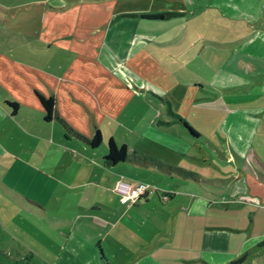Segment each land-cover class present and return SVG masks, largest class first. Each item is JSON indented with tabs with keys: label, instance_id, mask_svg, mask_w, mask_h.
Listing matches in <instances>:
<instances>
[{
	"label": "crops",
	"instance_id": "0c3cea01",
	"mask_svg": "<svg viewBox=\"0 0 264 264\" xmlns=\"http://www.w3.org/2000/svg\"><path fill=\"white\" fill-rule=\"evenodd\" d=\"M263 3L0 0V185L59 226L21 246L46 264H264ZM95 129L94 146L74 133ZM117 178L160 190L127 204Z\"/></svg>",
	"mask_w": 264,
	"mask_h": 264
},
{
	"label": "rangeland",
	"instance_id": "374dc122",
	"mask_svg": "<svg viewBox=\"0 0 264 264\" xmlns=\"http://www.w3.org/2000/svg\"><path fill=\"white\" fill-rule=\"evenodd\" d=\"M193 162L197 165L200 164L198 161ZM180 164L189 169L196 170L199 173L208 172L206 168L197 167L193 163L186 162L185 160L181 161ZM5 177L12 180L10 182L12 184L17 179V175L13 171L10 172L8 170L6 171ZM0 201L5 204L7 210V212L3 210L4 217H0V264H19L23 261L22 257H31L28 259V263L34 261L37 264H46V261L41 257H47L50 254L49 250L36 246L31 250L33 252V255H31V252L27 248L21 246V242L26 245L25 238L29 241V237L31 236L32 239L34 238L33 241H39V243L45 242V239L50 240L52 238L55 240L56 238L53 233H56V227L59 226L57 224H51L41 213L37 214L34 210L24 209L16 195L6 190L2 185H0ZM17 224L26 227L27 233L22 234V236H25L24 239H22V236H18L20 234L19 231L16 232L15 226ZM18 258L19 260H17Z\"/></svg>",
	"mask_w": 264,
	"mask_h": 264
},
{
	"label": "trees",
	"instance_id": "16d2710c",
	"mask_svg": "<svg viewBox=\"0 0 264 264\" xmlns=\"http://www.w3.org/2000/svg\"><path fill=\"white\" fill-rule=\"evenodd\" d=\"M139 15L147 18H160L168 15V12H140ZM42 107H43V115L42 117L44 119H49L50 115H52L54 118H56L61 125L71 130L72 128L69 126V124L57 113L55 109V101L52 94L44 95L38 91H35ZM5 102L11 107V112L15 108L16 103L14 101H8L5 100ZM178 119L181 120L183 125L188 129V131L196 135L197 132L191 128L183 119L180 118V116L176 115ZM74 131V130H73ZM76 135H79L82 139L86 141L91 146L97 145L100 142V132L98 129H95L91 136H84L80 134L79 132L74 131ZM125 156V150L123 145L115 146L111 138L107 139V154L106 157H111L112 159H122ZM241 259V256L236 258L234 261H238Z\"/></svg>",
	"mask_w": 264,
	"mask_h": 264
},
{
	"label": "built area",
	"instance_id": "2783aa9c",
	"mask_svg": "<svg viewBox=\"0 0 264 264\" xmlns=\"http://www.w3.org/2000/svg\"><path fill=\"white\" fill-rule=\"evenodd\" d=\"M112 190L118 194V199L121 202L130 204L139 195L160 189L155 184L148 181L134 180L129 182V181H124L121 178H117L116 180H114L112 184ZM168 193L169 192L166 190H161L160 197L162 199H166L168 197Z\"/></svg>",
	"mask_w": 264,
	"mask_h": 264
}]
</instances>
